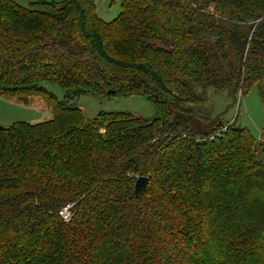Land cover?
<instances>
[{
    "label": "trees",
    "instance_id": "obj_1",
    "mask_svg": "<svg viewBox=\"0 0 264 264\" xmlns=\"http://www.w3.org/2000/svg\"><path fill=\"white\" fill-rule=\"evenodd\" d=\"M118 1L105 21L94 0H0V96L51 113L0 126V264H264V142L192 109L264 83V0ZM83 94L156 116L85 118Z\"/></svg>",
    "mask_w": 264,
    "mask_h": 264
},
{
    "label": "rangeland",
    "instance_id": "obj_2",
    "mask_svg": "<svg viewBox=\"0 0 264 264\" xmlns=\"http://www.w3.org/2000/svg\"><path fill=\"white\" fill-rule=\"evenodd\" d=\"M55 1L62 0H41ZM21 6L35 7L38 0H15ZM96 14L105 21L113 20L120 12L118 0H94ZM43 86L57 99H64V91L55 83L45 82ZM257 83L244 95L233 91L232 87L214 89L196 88L204 102L193 106V111L210 121L233 122L246 127L257 141L264 142V99ZM71 103L82 109L85 118L94 117L99 111L127 112L135 116L153 118L156 111L152 103L139 96L100 98L92 94L76 96ZM50 110L39 95L4 97L0 96V126H8L15 121L37 123L50 117ZM203 123H201L202 125ZM69 212V211H68Z\"/></svg>",
    "mask_w": 264,
    "mask_h": 264
},
{
    "label": "water",
    "instance_id": "obj_3",
    "mask_svg": "<svg viewBox=\"0 0 264 264\" xmlns=\"http://www.w3.org/2000/svg\"><path fill=\"white\" fill-rule=\"evenodd\" d=\"M220 123H221L220 120L208 121V122L202 124V129L205 131H209L212 128H214L215 126H218ZM146 183H147V178L145 176H138L136 181H135V185H134L135 193L138 194L142 190H144L146 187Z\"/></svg>",
    "mask_w": 264,
    "mask_h": 264
},
{
    "label": "built area",
    "instance_id": "obj_4",
    "mask_svg": "<svg viewBox=\"0 0 264 264\" xmlns=\"http://www.w3.org/2000/svg\"><path fill=\"white\" fill-rule=\"evenodd\" d=\"M69 206L64 207L59 214L62 216V218L67 219L69 216V212H68Z\"/></svg>",
    "mask_w": 264,
    "mask_h": 264
}]
</instances>
